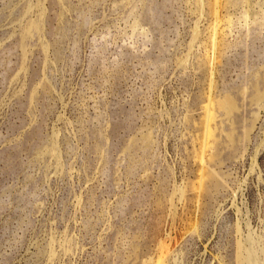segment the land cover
<instances>
[{"label": "rangeland", "instance_id": "374dc122", "mask_svg": "<svg viewBox=\"0 0 264 264\" xmlns=\"http://www.w3.org/2000/svg\"><path fill=\"white\" fill-rule=\"evenodd\" d=\"M251 260L264 0H0V264Z\"/></svg>", "mask_w": 264, "mask_h": 264}, {"label": "bare ground", "instance_id": "6f19581e", "mask_svg": "<svg viewBox=\"0 0 264 264\" xmlns=\"http://www.w3.org/2000/svg\"><path fill=\"white\" fill-rule=\"evenodd\" d=\"M211 111V110H210ZM211 115V114H210ZM208 126V125H207ZM208 132V131H207ZM207 135H209V134H207ZM256 262L255 261H253V260H251V264H255Z\"/></svg>", "mask_w": 264, "mask_h": 264}]
</instances>
